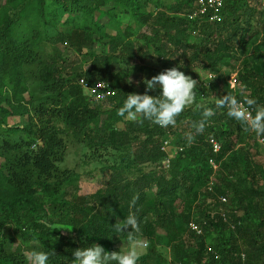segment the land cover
<instances>
[{"label":"trees","instance_id":"1","mask_svg":"<svg viewBox=\"0 0 264 264\" xmlns=\"http://www.w3.org/2000/svg\"><path fill=\"white\" fill-rule=\"evenodd\" d=\"M196 2L0 0V264H26L33 249L47 251L49 264H72L73 252L92 244L119 252L128 233L112 226L129 214L139 221L140 239L151 243L143 264H241L243 253L246 264H264L262 152L249 145L257 142L255 133L214 103L234 95L228 79L236 72L242 93L264 104V6L230 0L223 22L213 24L189 20ZM253 19H262L254 34ZM45 45L49 55L42 54ZM97 46L108 54H98ZM66 51L89 66L69 72ZM134 59L140 66L130 64ZM172 67L194 80L216 76L209 86L197 83L195 102L175 127L117 115L128 94L145 93V84L130 82L133 76L151 79ZM223 68L231 70L227 78ZM82 82H107L115 95L94 101ZM32 85L40 96L31 94ZM148 94L158 96L159 89ZM203 105L215 115L189 147L185 133L202 118ZM19 118L25 126L10 125ZM211 138L222 145L218 155ZM69 143L99 163L96 193L80 195L82 175L62 168ZM213 156L217 172L209 165ZM222 196L229 197L226 204ZM191 222L202 235L189 230ZM210 246L219 260L207 255Z\"/></svg>","mask_w":264,"mask_h":264},{"label":"clouds","instance_id":"2","mask_svg":"<svg viewBox=\"0 0 264 264\" xmlns=\"http://www.w3.org/2000/svg\"><path fill=\"white\" fill-rule=\"evenodd\" d=\"M143 82L146 85L145 93L128 94L117 110L118 116L139 123L147 120L161 128L175 127L176 118L195 102L197 81L177 67L166 69ZM157 89H159L158 96L148 94ZM242 95L241 101L227 93L222 98L215 99V107L226 109L229 118L245 124V131L255 133L257 142L264 145V104H260L257 98L244 93ZM198 107L201 109L202 118L192 124L193 131L185 133L189 147L195 142V136L204 132L210 123V118L215 115L211 107L206 105ZM135 199L138 197L133 199V204ZM112 228L116 233H128L129 246L126 251L109 253L103 246L92 244L76 249L73 252L72 264H138L140 227L135 214H129L123 220H118ZM25 260L26 264H49V253L33 249L25 253Z\"/></svg>","mask_w":264,"mask_h":264},{"label":"rangeland","instance_id":"3","mask_svg":"<svg viewBox=\"0 0 264 264\" xmlns=\"http://www.w3.org/2000/svg\"><path fill=\"white\" fill-rule=\"evenodd\" d=\"M259 20L260 19H253V25L257 28V29H254V31H252L253 34L256 33L261 27V25L258 22ZM263 23H264V19L262 20V24ZM249 36H252V35L249 34ZM96 51L98 54H103V55L108 54V49L105 46H97ZM44 53L46 55H49L51 53V48L49 47V45H45V47L42 48V54L44 55ZM66 56L68 57V62L66 65L68 66L69 72H72L73 70H76V69L78 71L84 70L89 66V62H87V60L84 61L83 58L79 57L78 55L72 52L66 51ZM130 64L140 66V61L137 59H134L133 61H131ZM117 66L118 64H116V67ZM240 68H241V72H243V67L241 66ZM222 70H223L224 76L227 78V75L229 74V72H231V70L229 68H223ZM145 79H147V76H145L143 73L141 74L138 73L135 76H133V78L130 79V82L136 85H140V84H144L143 81ZM35 88L36 87L34 85L30 87L31 94L34 92L36 97L40 96L38 92H36ZM31 94H27L26 98L29 99ZM26 122H27L26 118H19V119H11L9 123L11 126H14L16 124L20 126H25ZM0 140H1V137H0ZM249 145L251 148L253 147L257 148V150L262 152V155H261L262 157H260L259 159L264 161L263 148L259 144H257V142L254 139L252 141L250 140ZM84 153L85 151H82V147H80L79 144L69 143V149L67 152L66 161L64 164H62V168L75 170L82 175V180L79 183V194L82 196L94 194L102 187L100 183V180H102V177L98 169L100 167L99 163L96 161H91L88 156L83 157ZM90 175L91 176L93 175L94 178L90 179L91 178ZM178 223L179 224L183 223V220L181 217L178 218ZM64 232L67 236L70 235L69 230L64 229ZM15 238H16L15 240L16 244H18L19 238L16 236ZM208 243H211L210 240ZM128 246L129 245L127 241L120 242L118 245V248L120 249L121 252H124L127 250ZM189 247H190L189 251L193 254V250H195V244L190 243ZM150 249H151V243L147 241L146 239H140V242L138 245V251H139L138 264H143V261L146 259V255L149 253ZM158 249L159 251L162 252L163 255L165 254L166 257L169 258V252L167 253V250H164L163 248L161 249L160 247Z\"/></svg>","mask_w":264,"mask_h":264},{"label":"built area","instance_id":"4","mask_svg":"<svg viewBox=\"0 0 264 264\" xmlns=\"http://www.w3.org/2000/svg\"><path fill=\"white\" fill-rule=\"evenodd\" d=\"M230 0H197L195 3V11L190 14L189 20L190 21H198L199 23H202L204 20L203 19H208L209 22L213 24L217 23H222L223 22V10H225L228 2ZM264 2V0H262ZM216 76L214 73H209L206 77L203 78H197L196 81L197 83L201 84L202 86H209L210 83L215 79ZM228 83L230 85L231 90H233L234 95L236 96L239 93H242L244 91V87L241 85L239 81V76L238 73H233L229 79ZM82 86L84 87V90L87 92L88 96L91 97L94 101L97 102H106L109 100L111 97L115 95L114 91L110 89V86L107 82H95L93 84H88L85 82H82ZM242 101V100H241ZM210 146L211 150L214 155H218L221 150H222V145L221 143L216 140L215 138H211L210 141ZM170 145L169 141L165 142L164 145V151H168V146ZM264 147V145H262ZM209 165L213 169L214 172H217L220 168V164L217 163L215 157H211L209 159ZM166 167H169V162L167 161L165 163ZM215 183V178L212 176L210 178L209 182V189H212V186ZM221 202L226 204L228 202V197L222 196L221 197ZM224 220H227V211H223V214L221 215ZM189 230L192 232H196L198 235L203 234V228L196 224L195 222H191L189 224ZM214 254L216 257V260H219L221 255L216 252V250L213 247H208L207 249V255ZM242 263L241 264H246V255L242 254Z\"/></svg>","mask_w":264,"mask_h":264},{"label":"crops","instance_id":"5","mask_svg":"<svg viewBox=\"0 0 264 264\" xmlns=\"http://www.w3.org/2000/svg\"><path fill=\"white\" fill-rule=\"evenodd\" d=\"M264 6V4H262ZM264 36V34H262V37Z\"/></svg>","mask_w":264,"mask_h":264}]
</instances>
